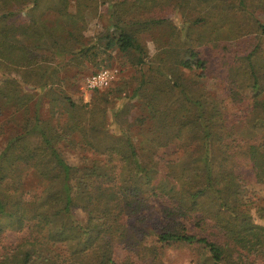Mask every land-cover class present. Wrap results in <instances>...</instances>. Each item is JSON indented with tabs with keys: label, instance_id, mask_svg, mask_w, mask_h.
Masks as SVG:
<instances>
[{
	"label": "trees",
	"instance_id": "16d2710c",
	"mask_svg": "<svg viewBox=\"0 0 264 264\" xmlns=\"http://www.w3.org/2000/svg\"><path fill=\"white\" fill-rule=\"evenodd\" d=\"M44 1L0 0V113L13 109L17 122L0 139V264H166L165 250L182 246L201 250V264H264V193L250 186L264 185V20L252 17L264 0H135L136 12L193 14L148 70L140 28L171 19H123L134 5L112 0L115 27L96 39L105 45L74 47L83 37L76 16L109 0H77L76 13L68 0ZM50 9L69 18L67 32L61 17L46 18ZM46 51L98 68L123 53L140 68V113L132 122L122 107L109 113L110 94L132 99L120 86L95 89L92 107L53 95ZM211 73L245 106L242 123L206 87L196 92ZM67 149L81 154L78 164ZM17 231L25 235L8 241Z\"/></svg>",
	"mask_w": 264,
	"mask_h": 264
},
{
	"label": "rangeland",
	"instance_id": "374dc122",
	"mask_svg": "<svg viewBox=\"0 0 264 264\" xmlns=\"http://www.w3.org/2000/svg\"><path fill=\"white\" fill-rule=\"evenodd\" d=\"M48 1H52V4L57 6V0H47L42 3V5L47 6ZM69 4L67 6V11L70 13H76L78 10L77 7V0H68ZM126 2V9L128 6L134 5L133 9L126 11L123 15V19H132L136 21V19H149L151 17L157 16H165L170 21H165L155 25L154 23L143 25L140 28V40L144 46L148 49V57L146 58L147 64L144 65L145 70H148L150 61L155 59H160L162 55V46L165 45V41L168 39H172L173 33L172 31H177L178 33L183 31V34L186 33L188 28L189 16H192V11L188 10L189 7H186L184 10L181 9L179 11H175L172 6L164 7L162 10L157 9V11L153 10L151 12L148 11H140L136 12L135 0H124ZM112 0L106 2H99L95 9L88 8L84 11V13L80 16H76L78 20V32L83 35L81 41L76 42L72 39L69 42V45L74 44V47L80 46V43H89L92 45L93 43L99 42L101 44L100 47L105 45L104 40L97 41L98 37H104L107 33L112 32L115 27V21L111 16V7H112ZM110 9V11H109ZM57 18L61 17V22L67 24L65 30L63 32H67V29L70 28L69 25V18L62 16L61 13L56 11L55 9L48 10L46 14V18ZM63 17V18H62ZM252 17H258L264 20V10L263 9H255V13L252 14ZM247 26H251L252 23L251 18L245 22ZM239 42L234 41L232 50L235 51L238 48ZM45 62L43 64L48 65V69L53 70L52 78L56 81L55 88H57L54 92L59 93L63 91L66 95L70 96L74 99L78 104H88L89 107L95 105L96 102H99V94L94 93V90H88L85 88L84 83L88 76H90L94 71L98 70L101 71L103 69H111L116 74V80L110 87L120 86L123 88V94H128L132 97L129 99L128 97L125 98H118L116 99L114 95H111L109 98L108 109L109 113L111 112V108L117 110L119 108H124L126 112L129 113V122H132L135 117L140 113L139 110V101L136 97H133V92L136 89L137 85L140 82L141 74L140 68L133 64L126 55L123 53H116L113 52L111 58H106L100 64H102V68H98L97 63L91 61L90 59H85L83 57H79L78 55H73L66 53L63 56L59 55H51L49 51L45 52ZM98 61H101L99 58ZM19 76L18 74H16ZM20 77V76H19ZM196 85V92L198 91L201 86L206 87V89L217 96L221 100H225V111L232 116L234 120L237 121L239 124L242 123L243 117L242 114L244 113V105H239L234 103L229 97V89L227 83H224L215 76L214 74H210L209 77L206 79V83L198 82ZM107 89H102L100 91L105 92ZM62 92V93H63ZM43 96V94H42ZM43 100L45 101L41 105V114L44 119H48L51 117L50 112H52V107L50 104L49 96L45 95ZM112 109V110H113ZM13 111V109H11ZM11 110H6L0 113V139L2 140V144L5 143V139L7 136L11 135L15 129V122L14 118L10 115L12 114ZM240 120H237L239 119ZM17 117V115H16ZM237 119H236V118ZM18 119V117H17ZM126 116L124 115L118 122H125ZM117 126L115 124L111 125L110 128L114 131H117ZM136 129V128H134ZM136 136H134L135 138ZM174 146H169V148L164 149L163 153L171 158L175 156L171 155L173 151H175ZM66 158L73 164H78L80 162L81 154L78 151L67 149L65 150ZM248 167H246V171H248ZM34 180L33 177H30ZM31 181V180H30ZM35 181V180H34ZM250 186L254 187L255 190L264 193V185H257L252 183ZM78 217H82L83 213L81 211H75ZM25 235V232L17 231V232H9L7 235L8 241H15L22 238ZM201 250H198L197 247L189 248L186 246L176 247V248H169L165 250V254L162 257V260L166 264H201ZM204 252V251H203ZM202 252V253H203ZM128 252L123 248L119 247L116 251V258L118 261H121Z\"/></svg>",
	"mask_w": 264,
	"mask_h": 264
},
{
	"label": "built area",
	"instance_id": "2783aa9c",
	"mask_svg": "<svg viewBox=\"0 0 264 264\" xmlns=\"http://www.w3.org/2000/svg\"><path fill=\"white\" fill-rule=\"evenodd\" d=\"M116 80V74L111 69H103L87 77L84 86L88 90L109 87Z\"/></svg>",
	"mask_w": 264,
	"mask_h": 264
}]
</instances>
